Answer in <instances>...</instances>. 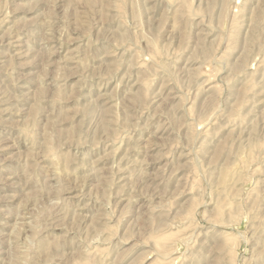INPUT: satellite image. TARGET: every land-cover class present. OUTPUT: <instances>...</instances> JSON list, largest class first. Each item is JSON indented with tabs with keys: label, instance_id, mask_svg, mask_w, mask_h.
Returning <instances> with one entry per match:
<instances>
[{
	"label": "rangeland",
	"instance_id": "374dc122",
	"mask_svg": "<svg viewBox=\"0 0 264 264\" xmlns=\"http://www.w3.org/2000/svg\"><path fill=\"white\" fill-rule=\"evenodd\" d=\"M0 264H264V0H0Z\"/></svg>",
	"mask_w": 264,
	"mask_h": 264
},
{
	"label": "bare ground",
	"instance_id": "6f19581e",
	"mask_svg": "<svg viewBox=\"0 0 264 264\" xmlns=\"http://www.w3.org/2000/svg\"><path fill=\"white\" fill-rule=\"evenodd\" d=\"M37 90V89H36ZM63 93V92H62ZM208 105V104H207ZM38 110V109H37ZM35 113V112H34ZM52 138V137H51ZM50 139V138H49ZM202 146V145H201ZM224 172H225V174L227 173V170H224ZM223 175L222 176V181L224 182L225 180H226V175ZM257 230V229H256ZM17 237H19V236H17ZM259 237V236H258ZM261 237V236H260ZM18 243V242H17ZM20 249V248H19ZM22 251V250H21ZM15 255H17V254H15Z\"/></svg>",
	"mask_w": 264,
	"mask_h": 264
}]
</instances>
